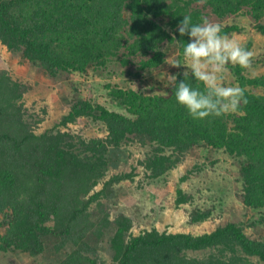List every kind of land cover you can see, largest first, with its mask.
<instances>
[{"label": "trees", "instance_id": "trees-1", "mask_svg": "<svg viewBox=\"0 0 264 264\" xmlns=\"http://www.w3.org/2000/svg\"><path fill=\"white\" fill-rule=\"evenodd\" d=\"M199 4L219 18L248 10L264 33V0H0V42L52 75L84 71L111 58L129 64L139 56L141 69H154L164 60L165 43L176 41L183 52L188 37L176 30L177 21L188 14L199 22L204 17ZM229 28L237 26L222 27L223 33ZM249 85L264 89V73L243 75L247 103L238 112L203 120L176 102L173 84L154 94L113 88L111 95L126 112L101 107L98 117L107 136L87 139L57 127L37 132L24 114L27 86L0 69V212L9 216L0 252L54 253L55 264H105L99 243L108 236L113 264H259L253 257L264 262V240L251 238L235 222L199 234L155 226L134 233L128 215L111 216L100 207L105 189L94 192L107 174L111 146L129 140L150 144L141 162L158 177L205 142L242 158V200L264 207V93ZM91 107L86 101L75 104L62 123L91 114ZM125 175L131 174L109 181ZM177 193L178 203L191 200L182 188ZM95 201L97 212L91 208ZM211 213L196 212L194 220ZM206 249L218 252L188 254Z\"/></svg>", "mask_w": 264, "mask_h": 264}, {"label": "rangeland", "instance_id": "rangeland-1", "mask_svg": "<svg viewBox=\"0 0 264 264\" xmlns=\"http://www.w3.org/2000/svg\"><path fill=\"white\" fill-rule=\"evenodd\" d=\"M200 5V4H199ZM203 16L214 23L229 28L225 33L236 37L243 46L253 52L251 63L242 68L228 64L224 82L240 86L243 75L250 77L264 73V33L255 27V19L248 10L219 18L210 9L200 5ZM159 21L169 28L166 17ZM165 57L154 69H141L140 56L129 64L120 58H111L104 65L93 64L84 71H60L52 75L35 63L11 52L0 42V69H4L27 86L22 101L25 118L37 132L57 127L85 138L106 137L107 127L98 117L101 107L126 112L121 103L112 95L113 88H133L146 94L165 92L172 84L171 74L184 71L168 62H183V52L176 41L164 44ZM178 77V76H177ZM249 89L264 93V89L253 85ZM86 101L91 105V114H78L66 125L62 122L74 110V105ZM88 107V106H87ZM94 114V115H93ZM152 146L138 140H129L111 146L108 154L109 168L105 177L99 179L94 192L105 189L99 202L111 216L125 213L132 220L131 231L158 227L161 231H185L194 234L209 232L220 225L235 222L241 225L248 236L264 240V207L253 208L244 204L241 196L242 182L240 168L242 158L224 148H217L205 142L191 148L183 160L167 173L154 177L141 162ZM116 174L125 175L119 181L109 180ZM107 183V184H106ZM191 196V200L178 203L177 189ZM91 208L98 211L99 206ZM210 209L211 214L204 220H194L196 212ZM9 221L7 213L0 212V234L4 233ZM110 229V232L111 233ZM216 249L189 251V256H206ZM54 255V253H53ZM47 253L31 255L20 249L0 252V264H55L56 257ZM99 255L105 264H113L109 237L99 243ZM253 259L264 264L257 257Z\"/></svg>", "mask_w": 264, "mask_h": 264}, {"label": "clouds", "instance_id": "clouds-1", "mask_svg": "<svg viewBox=\"0 0 264 264\" xmlns=\"http://www.w3.org/2000/svg\"><path fill=\"white\" fill-rule=\"evenodd\" d=\"M176 30L188 39L183 46V62L173 60V66H185L180 73L171 74L174 97L193 119L203 120L240 110L241 102L247 103L245 89L224 82L228 64L246 68L253 52L236 37L223 33L222 25L201 17L193 22L188 14L177 21ZM197 82V83H194Z\"/></svg>", "mask_w": 264, "mask_h": 264}]
</instances>
